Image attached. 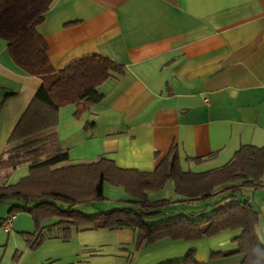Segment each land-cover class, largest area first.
<instances>
[{"label":"crops","instance_id":"1","mask_svg":"<svg viewBox=\"0 0 264 264\" xmlns=\"http://www.w3.org/2000/svg\"><path fill=\"white\" fill-rule=\"evenodd\" d=\"M37 30L57 71L91 55L124 66L80 117L74 104L60 109L59 141L70 164L107 155L122 169L153 172L177 145L182 169L196 172L218 169L241 146H264V0H55ZM41 84L0 39L2 104L12 100L18 113ZM117 231L121 245L134 244L135 232ZM240 235L163 241L138 264L191 250L199 264H242L240 255L212 258L236 249Z\"/></svg>","mask_w":264,"mask_h":264},{"label":"trees","instance_id":"2","mask_svg":"<svg viewBox=\"0 0 264 264\" xmlns=\"http://www.w3.org/2000/svg\"><path fill=\"white\" fill-rule=\"evenodd\" d=\"M54 1L0 0V39L21 70L42 80L0 154L4 179L21 166L29 170L17 184L0 188V203L9 205L0 229L10 217L30 214L37 229L22 235L32 250L46 239L67 240L73 228L82 227L131 230L138 248L163 241L196 242L224 231H241L235 239L236 249L212 253V258L240 255L242 264H264V243L257 230L261 211L249 195L264 188V146H241L226 165L205 172L184 171L177 145L153 172L122 169L107 155L94 162L70 164V154L59 141L60 109L74 104L75 116L80 117L102 101L99 87L112 74L123 75L124 66L108 57L91 55L57 71L37 30ZM168 183L173 184L175 196L151 200L150 194L162 191ZM107 184L123 188L129 199L121 207L96 214L78 209L105 200ZM210 201H215V207L209 212ZM201 203H208L204 210L197 207ZM155 264L199 262L196 251L191 250L181 259Z\"/></svg>","mask_w":264,"mask_h":264},{"label":"rangeland","instance_id":"3","mask_svg":"<svg viewBox=\"0 0 264 264\" xmlns=\"http://www.w3.org/2000/svg\"><path fill=\"white\" fill-rule=\"evenodd\" d=\"M3 99L5 98H0V154L6 150L11 133L31 100L17 113L16 103L10 100L3 105ZM231 159L213 167L221 168ZM205 171H209V169L202 168L196 172ZM28 173L29 170L26 166H21L12 171L7 179H4L3 173L0 172V188L6 184H17ZM252 192L249 193L253 199L252 202L261 211L260 224L257 230L264 243V188ZM174 196L175 192L171 183H168L162 191L150 194L151 200L173 198ZM105 197L106 199L103 201L85 204L78 207V209L86 214L108 211L121 207L124 201L129 198V195L123 188L107 184L105 186ZM209 203L212 205L207 206L210 212L215 207V201ZM207 204H197V207L204 210ZM180 207L177 206L178 209H182ZM8 210L9 205L7 203H0V220L7 216ZM36 229L33 217L27 213L16 215L10 233H6L4 227H2L0 229V264H138L142 255L152 249L151 246L138 248L136 239L132 245H121L119 231L117 230H85L82 227L79 229L73 228L67 240L61 238L46 239L37 249L32 250L22 234L34 233ZM211 238L200 241L204 242Z\"/></svg>","mask_w":264,"mask_h":264},{"label":"built area","instance_id":"4","mask_svg":"<svg viewBox=\"0 0 264 264\" xmlns=\"http://www.w3.org/2000/svg\"><path fill=\"white\" fill-rule=\"evenodd\" d=\"M16 220V216L8 218V220L4 224V230L6 233H10L12 229L13 222Z\"/></svg>","mask_w":264,"mask_h":264}]
</instances>
